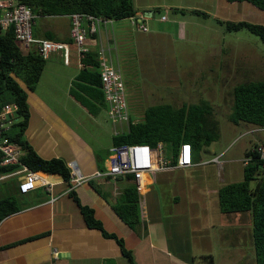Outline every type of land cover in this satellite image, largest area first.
Instances as JSON below:
<instances>
[{
    "label": "crops",
    "instance_id": "crops-1",
    "mask_svg": "<svg viewBox=\"0 0 264 264\" xmlns=\"http://www.w3.org/2000/svg\"><path fill=\"white\" fill-rule=\"evenodd\" d=\"M132 1L138 14L153 13L151 18L146 15L149 31H135L127 20L112 21L87 36L88 53L99 59L103 51L107 62L126 63L135 47L170 37L162 25L168 23L170 9L173 23H176L183 22L187 11L211 15L212 12L198 9L199 5L206 7L210 2L216 3V0ZM162 15L166 16L165 21H160ZM50 18L53 19L46 24L38 23L36 18L34 37L69 43L70 18ZM140 35H147L145 42L137 40ZM68 45V63L64 62L61 52L52 53L35 90L27 91L30 117L24 137L40 158L61 159L67 165L76 163L83 175H90L105 167L115 134L106 130L108 143L103 146L96 135L84 127L83 121H90L103 132L105 122H110L107 105L99 85L78 80L82 57L72 44ZM91 72L98 71L91 69ZM136 112L138 117L140 112ZM259 140L264 142V138H258L254 144ZM194 164L191 168L174 170L193 174L200 167V163ZM164 172L133 179L140 195L141 215V223L135 229L125 224L113 208L122 190L132 183L126 178L87 182L73 191L82 205L94 210L96 219L107 232L123 239L136 264H194L191 259L200 255L213 256L214 264H255L251 217L248 213L221 214L217 193L222 186L206 178V174L204 180L196 182L189 176H169ZM39 175L52 184L50 189L35 185L33 190L24 192L20 187L21 177L3 180L13 179L5 187V195L7 191L16 194L19 203L26 207L0 222V264H52L53 249L59 253L54 264H130L114 240L105 239L99 231L87 228L79 207L68 195L66 183L55 176ZM124 180L127 184L120 189L113 187L112 191H107L103 188L111 182L115 186L116 182ZM185 216L192 217L185 222ZM192 222L194 236L189 240L186 236Z\"/></svg>",
    "mask_w": 264,
    "mask_h": 264
},
{
    "label": "trees",
    "instance_id": "trees-1",
    "mask_svg": "<svg viewBox=\"0 0 264 264\" xmlns=\"http://www.w3.org/2000/svg\"><path fill=\"white\" fill-rule=\"evenodd\" d=\"M225 1L230 4L246 2L264 12V0ZM17 2L27 6L37 18L69 17L75 13H83L112 21H121L137 14L132 0H17ZM191 12L194 15L208 17L201 11ZM221 23L228 32L247 30L264 44V26L261 24L244 21H223ZM47 40L53 41L50 37ZM67 44H71V41ZM80 61L82 69L78 80L99 85L101 89L100 62L97 55L86 53ZM45 63L46 60L42 59L35 49L27 52L21 50L12 28L0 32V108L5 104H15L18 108L17 120L7 136L20 147L23 153L20 158L22 164L34 173L55 176L69 186L70 169L67 164L57 158L49 160L40 158L24 137L30 117L27 91L35 90ZM91 69L98 72L92 73ZM231 96L232 105L228 121L234 125L242 123L257 129H264V81L241 82L233 88ZM218 138L219 122L210 102L183 103L177 107L170 104H157L143 111L139 120L130 117L128 131L114 135L111 146L132 144L156 146L162 143L169 154L174 153L181 144L187 143L190 144L193 155L197 156L200 150L211 145ZM260 145H264V142L259 145L254 144L246 152L245 158H249V162L243 166L242 181L223 185L217 193L218 207L222 215L246 213L250 215L255 264H264V161L260 160L259 155L254 152ZM196 156L193 157V161L198 163ZM175 162L173 157L172 163L175 164ZM16 169L15 166H0V177ZM123 178L130 182L133 181L131 175L117 178L114 181ZM106 181L111 180L106 179ZM252 182H254L253 187ZM68 195L79 207L87 228L99 231L105 239L114 240L129 263L136 264L132 252L126 249L123 239L114 233L107 232L102 222L96 219L94 210L82 205L73 190L68 191ZM25 207L26 205L19 203V197L16 194L7 191L6 195L0 199V222ZM113 208L117 216L131 229L140 225V195L133 182L122 190ZM191 262L214 264V258L211 255H200L192 258Z\"/></svg>",
    "mask_w": 264,
    "mask_h": 264
},
{
    "label": "rangeland",
    "instance_id": "rangeland-1",
    "mask_svg": "<svg viewBox=\"0 0 264 264\" xmlns=\"http://www.w3.org/2000/svg\"><path fill=\"white\" fill-rule=\"evenodd\" d=\"M211 4L214 6L212 9L209 7ZM199 6L198 9L202 8L200 10L213 14L203 17L187 11L183 22L173 23L170 9L168 23L162 24L170 37H163L161 41H148V45L135 47L131 50L133 55L126 63H114V66L121 70L127 83L128 112L134 120H139L143 111L157 104L180 106L183 103L196 104L200 101L212 104L219 122V138L197 153L200 167L193 174L185 170H171L164 174L189 176L196 182L204 180L203 175L206 174V178L215 181L220 187L242 181L246 152L258 138H264V130L257 132L256 127L242 123L234 125L228 121L233 88L249 80L264 81V44L247 30L228 32L221 22L244 21L264 26V12L246 2L230 4L225 0H216L215 4L210 2L206 7H202L203 4ZM52 19L39 17L37 22L46 24ZM150 28L154 32V27L150 25ZM136 35L132 34L134 38ZM145 37L147 35H140L137 40L142 39L145 42ZM136 111L140 112L138 117ZM83 122L84 127L95 134L103 146L108 143L106 130L112 133L114 131L110 122H105L103 132H99L92 122ZM261 143L262 140H259L258 145ZM165 153L168 154L166 148ZM213 157H221L224 163L221 170L208 163ZM12 181L13 179L0 181V199L5 196V187ZM111 183L103 188L112 191L113 187L120 189L127 184L125 180L116 182L115 186ZM251 186H254V182ZM191 217L185 216V222ZM193 223L189 225L186 239H193Z\"/></svg>",
    "mask_w": 264,
    "mask_h": 264
},
{
    "label": "built area",
    "instance_id": "built-area-1",
    "mask_svg": "<svg viewBox=\"0 0 264 264\" xmlns=\"http://www.w3.org/2000/svg\"><path fill=\"white\" fill-rule=\"evenodd\" d=\"M36 16L25 5L17 0H0V32L8 28L13 29L14 37L22 51L27 52L35 49L42 59L47 60L52 53L61 52L65 63L69 60V45L47 39H37L33 35V26ZM71 44L76 48L80 57L88 53L86 39L89 34H95L101 25H107L112 20L95 17L89 14L75 13L69 16ZM130 27L142 32L149 31L146 25L144 13H137L135 16L126 19ZM166 16L162 15L160 21H165ZM100 62V84L103 98L107 105V115L110 123L114 126L115 135L128 131L130 115L126 99V89L121 70L106 61L104 52L99 53ZM17 105L5 104L0 108V166H15L17 169L0 177V181L9 177H21V191L29 192L33 186L39 185L50 189L52 184L39 174L34 173L27 166L20 162L23 155L20 147L13 143L7 136L17 120ZM126 125V126H125ZM264 129H256L257 132ZM254 152L264 161V145L258 146ZM173 157L175 164L172 163ZM249 162L245 158L243 166ZM209 164H214L218 170L223 168L221 157H213ZM70 169L69 191L75 187L92 181L109 179L111 181L128 175L135 178H142L151 173L170 171L174 169H187L194 167L193 150L190 144H181L173 153L166 155L162 143L156 146L147 144H132L110 149V156L105 167L90 175H83L76 163L67 165ZM56 249L51 252L52 264L59 258Z\"/></svg>",
    "mask_w": 264,
    "mask_h": 264
},
{
    "label": "water",
    "instance_id": "water-1",
    "mask_svg": "<svg viewBox=\"0 0 264 264\" xmlns=\"http://www.w3.org/2000/svg\"><path fill=\"white\" fill-rule=\"evenodd\" d=\"M152 14H153V13H152L151 11L144 12V15H145V16L148 15L149 18H151Z\"/></svg>",
    "mask_w": 264,
    "mask_h": 264
},
{
    "label": "flooded vegetation",
    "instance_id": "flooded-vegetation-1",
    "mask_svg": "<svg viewBox=\"0 0 264 264\" xmlns=\"http://www.w3.org/2000/svg\"><path fill=\"white\" fill-rule=\"evenodd\" d=\"M173 106V105H172ZM177 107V106H176Z\"/></svg>",
    "mask_w": 264,
    "mask_h": 264
}]
</instances>
